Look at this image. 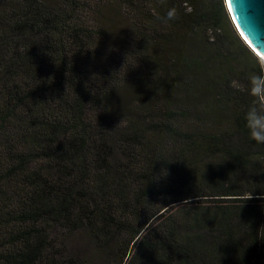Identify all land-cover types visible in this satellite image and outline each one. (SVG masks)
Returning a JSON list of instances; mask_svg holds the SVG:
<instances>
[{"label": "trees", "instance_id": "obj_1", "mask_svg": "<svg viewBox=\"0 0 264 264\" xmlns=\"http://www.w3.org/2000/svg\"><path fill=\"white\" fill-rule=\"evenodd\" d=\"M233 25L225 0H0V264H264V61Z\"/></svg>", "mask_w": 264, "mask_h": 264}, {"label": "water", "instance_id": "obj_2", "mask_svg": "<svg viewBox=\"0 0 264 264\" xmlns=\"http://www.w3.org/2000/svg\"><path fill=\"white\" fill-rule=\"evenodd\" d=\"M225 4L245 41L259 55L264 53V0H225Z\"/></svg>", "mask_w": 264, "mask_h": 264}, {"label": "clouds", "instance_id": "obj_3", "mask_svg": "<svg viewBox=\"0 0 264 264\" xmlns=\"http://www.w3.org/2000/svg\"><path fill=\"white\" fill-rule=\"evenodd\" d=\"M173 16L174 13L169 11L165 14L164 19L170 22ZM260 59L264 61V53L260 55ZM248 94L254 98V103L249 107L245 116L248 134L256 144L264 146V74H254L250 77Z\"/></svg>", "mask_w": 264, "mask_h": 264}, {"label": "rangeland", "instance_id": "obj_4", "mask_svg": "<svg viewBox=\"0 0 264 264\" xmlns=\"http://www.w3.org/2000/svg\"><path fill=\"white\" fill-rule=\"evenodd\" d=\"M234 26V25H233Z\"/></svg>", "mask_w": 264, "mask_h": 264}]
</instances>
